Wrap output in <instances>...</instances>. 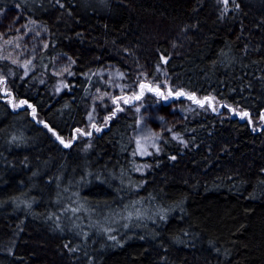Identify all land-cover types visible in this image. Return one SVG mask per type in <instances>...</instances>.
I'll return each mask as SVG.
<instances>
[{"label": "trees", "instance_id": "1", "mask_svg": "<svg viewBox=\"0 0 264 264\" xmlns=\"http://www.w3.org/2000/svg\"><path fill=\"white\" fill-rule=\"evenodd\" d=\"M12 6L47 26L43 56L73 66L55 94L0 62V264H264V120L192 113L184 146L166 136L144 157L135 115L83 129L110 63L264 112V0H0Z\"/></svg>", "mask_w": 264, "mask_h": 264}, {"label": "rangeland", "instance_id": "2", "mask_svg": "<svg viewBox=\"0 0 264 264\" xmlns=\"http://www.w3.org/2000/svg\"><path fill=\"white\" fill-rule=\"evenodd\" d=\"M49 42L47 26L28 16L23 8H0V62L6 61L20 68L24 75H31L35 81L48 85L52 92L57 94L72 72L73 61L61 52L54 54L51 59L43 56ZM97 74L100 85L90 94L86 107L87 125L83 129L88 131L90 127L103 123L111 108L113 112L121 110L126 114L135 115L136 125L132 129L131 138L139 156L159 152L160 143L166 136L184 146L187 141L177 127L192 113L215 111L223 118L240 116L253 124L255 129H258L264 120V112L258 113L236 105L221 104L214 96L203 97L187 92L161 66L157 67L154 76L140 73L134 80L129 78L126 69L114 63L99 69ZM11 75V70L0 67L1 79ZM141 85L145 87L142 89ZM5 87L9 89L7 84ZM149 88H158L163 95L149 91ZM177 92L185 95L177 96ZM190 95L202 101L203 106L189 99ZM243 113H247V116H243ZM256 118L258 124L255 123ZM147 168L145 165L139 171L144 172ZM152 210L153 208L147 210L145 216L139 210L136 217L140 222L149 223L152 220ZM158 210L163 211L160 207ZM62 226L72 234L70 227L64 224ZM81 228L86 229V225Z\"/></svg>", "mask_w": 264, "mask_h": 264}, {"label": "snow or ice", "instance_id": "3", "mask_svg": "<svg viewBox=\"0 0 264 264\" xmlns=\"http://www.w3.org/2000/svg\"><path fill=\"white\" fill-rule=\"evenodd\" d=\"M223 2H224L225 4H227L228 0H223ZM144 87H145L144 85H141V88H142V89H143ZM149 91H156L158 95H163V93H160V92H159V89H158V88H156V89L149 88ZM169 94H170V93H169ZM176 95H177V96H181V95H185V94L182 93V92H177ZM137 98H138V97H137ZM188 98L191 99V100H193L195 103L199 104L200 106H203V102L200 101V100H197L194 96H191V95H190ZM242 115H243V116H247V113H243ZM97 130H99V129H97ZM89 135H90V133H89ZM57 138L59 139V137H57ZM61 143H63V141H61ZM65 146L67 147L68 145L66 144Z\"/></svg>", "mask_w": 264, "mask_h": 264}]
</instances>
